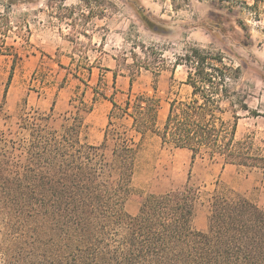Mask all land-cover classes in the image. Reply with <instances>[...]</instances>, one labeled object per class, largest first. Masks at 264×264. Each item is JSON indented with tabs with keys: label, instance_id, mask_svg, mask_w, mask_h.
I'll return each instance as SVG.
<instances>
[{
	"label": "trees",
	"instance_id": "16d2710c",
	"mask_svg": "<svg viewBox=\"0 0 264 264\" xmlns=\"http://www.w3.org/2000/svg\"><path fill=\"white\" fill-rule=\"evenodd\" d=\"M170 2L174 11L188 4ZM225 61L194 47L175 60L186 68L184 84L191 93L169 103L159 128V99L129 90L121 103L110 98L97 147L81 139L83 102L57 129L48 123L51 115L31 112L19 119L20 137L0 132V264H264V213L240 195L213 197L205 233L192 227L194 196L188 188L148 195L134 216L124 211L138 150L135 135L153 133L192 158L206 155L264 172V143L236 139L241 113L260 115L245 106L236 89L240 70ZM122 119L130 120L129 129L116 126ZM109 141L107 161L101 151Z\"/></svg>",
	"mask_w": 264,
	"mask_h": 264
},
{
	"label": "rangeland",
	"instance_id": "374dc122",
	"mask_svg": "<svg viewBox=\"0 0 264 264\" xmlns=\"http://www.w3.org/2000/svg\"><path fill=\"white\" fill-rule=\"evenodd\" d=\"M234 1L188 0L174 11L170 0H12L11 5L0 0V132L20 137L19 119L31 112L51 115L48 123L57 129L83 102L81 139L97 147L110 98L121 103L129 90L159 99V128L169 103L190 96L186 68L176 67L175 60L194 47L221 54L240 70L236 89L248 110L260 116L241 113L236 139L262 147L264 0ZM116 126L129 129L130 120ZM133 142L138 150L124 205L128 215H136L148 195L185 188L194 196L192 227L198 232L207 231L216 195H240L264 213L263 171L206 155L192 158L153 133L135 135ZM112 148L111 141L102 148L107 161ZM4 235L0 217V242Z\"/></svg>",
	"mask_w": 264,
	"mask_h": 264
}]
</instances>
